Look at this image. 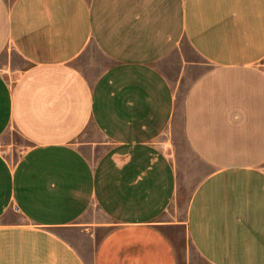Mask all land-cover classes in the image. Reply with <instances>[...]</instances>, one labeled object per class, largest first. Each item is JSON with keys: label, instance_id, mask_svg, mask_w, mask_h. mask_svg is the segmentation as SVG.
<instances>
[{"label": "crops", "instance_id": "obj_1", "mask_svg": "<svg viewBox=\"0 0 264 264\" xmlns=\"http://www.w3.org/2000/svg\"><path fill=\"white\" fill-rule=\"evenodd\" d=\"M10 52L0 264H264V0H0Z\"/></svg>", "mask_w": 264, "mask_h": 264}, {"label": "rangeland", "instance_id": "obj_2", "mask_svg": "<svg viewBox=\"0 0 264 264\" xmlns=\"http://www.w3.org/2000/svg\"><path fill=\"white\" fill-rule=\"evenodd\" d=\"M185 52L187 53L188 56L194 58L195 56L194 53L189 49V47L186 44H185ZM9 55L11 57H9ZM16 60L17 59L15 55L13 56L11 52L8 53V56L5 55L0 59V69L8 70L11 63L15 64ZM18 65L21 66L23 64L19 63ZM168 68L169 66L166 67L167 70ZM186 87L187 84L185 82L183 86V90L185 92H186ZM0 147L2 151L6 153V155L16 156L19 155L21 151H24L26 149V144L16 133H11L7 135L3 140H1ZM182 150L184 156L183 159L184 175H182V178L180 180L179 193L177 197L178 210L174 212L172 216V218H177L178 220H181L183 218L190 195L193 189L195 188V186L197 185L198 181L201 179V175L199 174V171L196 172L197 170H193V168H198L199 163H197V161L193 159V156L190 154L187 145L183 144ZM171 236L181 255L182 253L186 255L187 251L189 249L191 250V245L187 238L184 227L174 228L171 233ZM196 263L206 264L202 258H198Z\"/></svg>", "mask_w": 264, "mask_h": 264}]
</instances>
